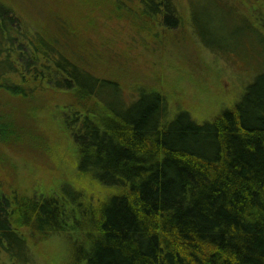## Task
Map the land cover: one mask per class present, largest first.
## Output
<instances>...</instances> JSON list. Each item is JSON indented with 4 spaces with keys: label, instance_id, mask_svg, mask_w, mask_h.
<instances>
[{
    "label": "trees",
    "instance_id": "trees-1",
    "mask_svg": "<svg viewBox=\"0 0 264 264\" xmlns=\"http://www.w3.org/2000/svg\"><path fill=\"white\" fill-rule=\"evenodd\" d=\"M96 6L163 43L184 23L175 0H95ZM52 14L51 23L31 30L0 1V144L19 145L29 135L17 101L47 87L65 93L80 186L64 175L71 186L35 195L10 169L0 173V251L24 263L30 245L65 234L61 264H264V70L211 120L196 121L184 101L169 118L163 85L136 86L127 95L117 68L97 71L100 52L78 40L65 13ZM36 139L35 149L51 156V134Z\"/></svg>",
    "mask_w": 264,
    "mask_h": 264
},
{
    "label": "rangeland",
    "instance_id": "rangeland-1",
    "mask_svg": "<svg viewBox=\"0 0 264 264\" xmlns=\"http://www.w3.org/2000/svg\"><path fill=\"white\" fill-rule=\"evenodd\" d=\"M0 1L10 6L31 30L45 19L51 23L53 12L65 13L66 20L77 26L78 40H85L100 52L101 56L94 58L96 70L109 74L117 68L120 83L127 91L124 93L135 94L136 86L165 87L170 96L169 118L185 109L179 107L184 101L191 106L188 110L196 121L211 120L236 103L247 85L264 70V40H259L264 37V29L258 19L264 18V0H175L184 23L166 33L165 43L146 31L136 30L127 17H106L97 6L92 8L95 0L78 5L69 4L75 0ZM204 42L215 51L204 47ZM105 56L110 57L111 65L104 64ZM50 88L17 101L21 106L16 109L22 116L18 121L23 118L29 129V135L19 140L22 144H0V173L10 169L22 189L35 195L51 191L55 184L71 182L80 186L74 181L78 154L63 118L67 97ZM28 110L36 112L41 121L31 117L30 122L24 112ZM20 127L25 130L22 124ZM42 133H50L53 138L56 149L51 156L35 149L41 142L35 138ZM68 248L65 234H52L30 245L26 262L13 261L3 250L0 264H61Z\"/></svg>",
    "mask_w": 264,
    "mask_h": 264
}]
</instances>
